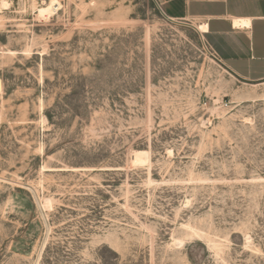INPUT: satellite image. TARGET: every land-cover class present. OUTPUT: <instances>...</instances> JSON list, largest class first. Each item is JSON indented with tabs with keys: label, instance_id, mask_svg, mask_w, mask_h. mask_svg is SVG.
<instances>
[{
	"label": "rangeland",
	"instance_id": "1",
	"mask_svg": "<svg viewBox=\"0 0 264 264\" xmlns=\"http://www.w3.org/2000/svg\"><path fill=\"white\" fill-rule=\"evenodd\" d=\"M0 2V264H264V81L157 0Z\"/></svg>",
	"mask_w": 264,
	"mask_h": 264
},
{
	"label": "crops",
	"instance_id": "2",
	"mask_svg": "<svg viewBox=\"0 0 264 264\" xmlns=\"http://www.w3.org/2000/svg\"><path fill=\"white\" fill-rule=\"evenodd\" d=\"M165 15L204 24L211 52L237 79L264 81V0H157Z\"/></svg>",
	"mask_w": 264,
	"mask_h": 264
},
{
	"label": "bare ground",
	"instance_id": "3",
	"mask_svg": "<svg viewBox=\"0 0 264 264\" xmlns=\"http://www.w3.org/2000/svg\"><path fill=\"white\" fill-rule=\"evenodd\" d=\"M0 3H3V2H0ZM7 3H9V2H7ZM0 6H2V7H4L2 4L0 5ZM6 8V7H5ZM7 9V8H6ZM5 9V10H6ZM197 29H198V31H199V33H204V31L207 29L206 28V26L204 25V24H199V25H197ZM139 155H141V154H136L135 155V162H137V163H141L142 161H140V158H139Z\"/></svg>",
	"mask_w": 264,
	"mask_h": 264
},
{
	"label": "built area",
	"instance_id": "4",
	"mask_svg": "<svg viewBox=\"0 0 264 264\" xmlns=\"http://www.w3.org/2000/svg\"><path fill=\"white\" fill-rule=\"evenodd\" d=\"M213 55V54H212ZM213 57L217 60V57L215 55H213Z\"/></svg>",
	"mask_w": 264,
	"mask_h": 264
},
{
	"label": "water",
	"instance_id": "5",
	"mask_svg": "<svg viewBox=\"0 0 264 264\" xmlns=\"http://www.w3.org/2000/svg\"><path fill=\"white\" fill-rule=\"evenodd\" d=\"M167 17V16H166ZM168 18V17H167ZM170 21H173L172 19L168 18Z\"/></svg>",
	"mask_w": 264,
	"mask_h": 264
}]
</instances>
